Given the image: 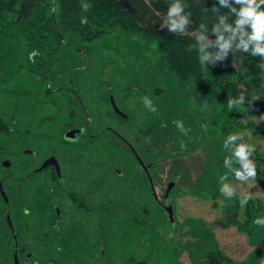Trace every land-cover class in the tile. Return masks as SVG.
I'll list each match as a JSON object with an SVG mask.
<instances>
[{
  "label": "flooded vegetation",
  "instance_id": "obj_1",
  "mask_svg": "<svg viewBox=\"0 0 264 264\" xmlns=\"http://www.w3.org/2000/svg\"><path fill=\"white\" fill-rule=\"evenodd\" d=\"M68 36L55 75L28 67L36 52L24 39L25 62L9 76L0 67V87L28 74L34 88L17 93L36 99L25 121L14 110L0 116V264H162L160 240L166 264H213L208 255L224 252L215 230L207 236L203 221L177 212L179 197L198 184L193 191L206 195L215 181L217 170L201 172L190 156L209 150L206 135L217 137L206 116L187 146L170 143L169 121L158 141L157 119L145 131L132 123L127 99L137 92L107 78L106 67L88 70L90 52L69 48Z\"/></svg>",
  "mask_w": 264,
  "mask_h": 264
},
{
  "label": "trees",
  "instance_id": "obj_2",
  "mask_svg": "<svg viewBox=\"0 0 264 264\" xmlns=\"http://www.w3.org/2000/svg\"><path fill=\"white\" fill-rule=\"evenodd\" d=\"M171 2L172 0H0V39H24L28 51L36 52L33 59L29 60L28 67L50 69L43 72L47 78L57 73V51L63 44L61 37L66 35H74L86 41L121 30L127 36H143L149 42L155 41L163 55L165 71L175 73L184 84L193 85L194 91L210 109L206 114L207 125L211 126L208 131L214 132L216 129L219 132V136L211 140L208 150V163L212 161L211 164L215 165L212 171L217 170V173H214L215 181L206 186L211 187L207 190L208 197L215 200L220 194L219 177L222 176L224 159L231 155L230 151L225 150L224 141L232 133H243L244 125L240 119L247 112H264V69L259 67L264 60L260 56H252L250 52L233 54L230 49L224 61L202 67L197 50L188 49L197 43L195 35L202 21L207 22L209 30L213 22L219 23L216 14L211 11L203 13L201 10H210L213 5L219 7L220 0H182L187 5L185 12L191 13V22L183 35L173 34L162 26ZM228 2L230 5L234 4V0ZM84 4L91 5L90 9L84 10ZM220 10L223 13L229 12L227 7H221ZM82 16L87 18L86 24L81 23ZM235 20L236 16L232 15L226 22L235 27ZM205 35L208 40H215L217 37L211 31ZM208 50L214 53L218 50V45L210 46ZM241 91H244L245 103L229 109L228 100L237 98ZM246 127L254 134H264V125L249 122ZM244 142H247L245 136ZM250 158L256 165L257 175L261 177L262 194L256 199L250 198L243 207V212L239 204L241 197L237 194L232 199L226 197L223 212L227 223L235 225L240 232L247 233L253 243L255 232L258 231V225L253 221L264 216V156L254 151ZM235 166L239 167V164ZM199 185L192 189L198 190ZM240 214L243 219L239 218ZM208 258L213 264L232 262L220 250L213 251Z\"/></svg>",
  "mask_w": 264,
  "mask_h": 264
},
{
  "label": "rangeland",
  "instance_id": "obj_3",
  "mask_svg": "<svg viewBox=\"0 0 264 264\" xmlns=\"http://www.w3.org/2000/svg\"><path fill=\"white\" fill-rule=\"evenodd\" d=\"M67 42L71 49L78 44L90 52L92 57L88 70H99L106 67L107 78L111 76L112 82L119 81L133 93L137 92V95L132 94L127 99V104L131 105L132 123L134 124L137 120L143 131L148 130L150 123L157 119L158 126L155 127L154 136H159L158 141H161V138L166 136L164 128L166 122L169 121L173 124V127L170 126V133L174 139V142L170 143H174L175 147L178 144L176 142L180 143L178 145L187 146L200 134L202 116L205 117L210 109L200 95L194 91L191 83L184 84L175 73L165 71V61L155 41L149 42L143 36H127L123 31L115 30L94 42H81L74 35L68 36ZM25 58L26 44L23 39L0 40V67L6 69V76H9L10 72L16 71L25 62ZM24 75L19 83L15 82L22 77V73H19L15 82L0 87V116L7 117L14 110L25 121L27 115L31 113L33 105L30 106V104H33L36 99L31 94L26 96L17 93L19 90L28 91L34 88L33 79L28 74ZM12 91L16 93L12 94ZM142 97H148L157 110L152 112L146 108ZM16 101L19 102L17 111L14 105ZM174 121H180L185 129H190L187 135L178 130ZM240 122L244 125L243 134L247 139L246 143L254 145L255 152L264 156V134H254L246 127L249 122L263 126L264 112L249 111L240 119ZM140 135L145 138L144 134ZM217 135L219 136V132L214 129L213 137L215 138ZM210 137L211 135H206L204 139L208 144H210ZM190 138H192L191 141H188ZM190 156L198 161L197 168H202L201 172L203 171V173L207 170L208 165L211 169L214 167L208 163V149L196 148ZM235 167L238 168V166ZM196 171L195 169L194 173ZM227 171L228 169L224 166L222 175ZM228 182L236 187L239 197L250 195L251 198L256 199L262 194L261 177L258 175L255 180L250 179L242 185L235 179L234 174H229ZM225 198L220 192L219 196L212 200L208 197V193L202 195L191 189V192L189 191L188 194L177 200L178 218L180 221L189 216L200 219L207 226V236L211 234L213 228L222 250L231 258L233 264H261V261L264 260V226H260V232H255L257 238H254L252 243L247 233H242L235 225L227 223V217L223 212L227 203ZM151 205V203L144 202L143 210H147ZM241 211L243 212V207ZM239 218L243 219V216L240 214ZM218 220L220 221L218 222ZM210 244L212 245V242L209 241L207 246L211 247ZM162 248L163 242L160 240V258L165 261L162 264H166ZM182 258L187 259L185 255H182ZM186 261L187 264H192L189 260Z\"/></svg>",
  "mask_w": 264,
  "mask_h": 264
},
{
  "label": "clouds",
  "instance_id": "obj_4",
  "mask_svg": "<svg viewBox=\"0 0 264 264\" xmlns=\"http://www.w3.org/2000/svg\"><path fill=\"white\" fill-rule=\"evenodd\" d=\"M236 5H239L237 8ZM264 0H234V4H229L228 0H220V6L213 7L209 10L203 8L201 11L207 13L211 11L216 14L219 23L213 22L211 30H209L206 21H202L196 31V44L189 47V51L196 49L198 52V60L202 67L208 65H215L217 61H224L231 49L232 53L236 52H250L252 56H260L264 60ZM84 10L90 9L91 5H82ZM187 5L182 0H172L168 6L166 17L163 21V27H167L168 31L183 35L187 32L188 26L191 22L190 12H185ZM221 7H227L229 12H221ZM235 15V27L227 23L229 17ZM81 23L86 24L87 18L81 17ZM217 34L215 40H208L206 38L207 32ZM227 33V35H225ZM235 44V47H233ZM218 45L216 52L209 51L210 46ZM251 49V51H249ZM261 69H264V62L259 64ZM256 99V97H253ZM144 106L150 111L155 112L157 109L152 105L148 97H142ZM245 103L244 91H241L237 98H230L228 100V108L243 105ZM176 127L183 134L187 135L190 129H185L183 123L174 121ZM206 127V126H202ZM224 148L231 152L230 156L224 159V166L228 171L219 177L221 185L220 192L225 197L232 199L237 194V189L228 182L229 174H234V177L240 184H246L250 179L255 180L257 176L256 165L250 158L255 151V146L244 142L243 133H232L228 135L224 141ZM239 164L237 168L234 165ZM250 195H243L239 201L240 207L247 205ZM253 223L255 225L264 226V218H256ZM264 264V260L261 261Z\"/></svg>",
  "mask_w": 264,
  "mask_h": 264
},
{
  "label": "water",
  "instance_id": "obj_5",
  "mask_svg": "<svg viewBox=\"0 0 264 264\" xmlns=\"http://www.w3.org/2000/svg\"><path fill=\"white\" fill-rule=\"evenodd\" d=\"M166 211L169 213L170 217L173 219L174 218V210L172 206H167L165 207Z\"/></svg>",
  "mask_w": 264,
  "mask_h": 264
}]
</instances>
